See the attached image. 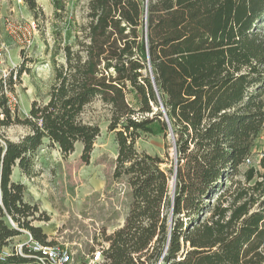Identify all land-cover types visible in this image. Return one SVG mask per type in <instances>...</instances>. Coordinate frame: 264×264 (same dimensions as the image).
Returning a JSON list of instances; mask_svg holds the SVG:
<instances>
[{"label": "trees", "instance_id": "1", "mask_svg": "<svg viewBox=\"0 0 264 264\" xmlns=\"http://www.w3.org/2000/svg\"><path fill=\"white\" fill-rule=\"evenodd\" d=\"M23 1L36 23L44 17L36 0ZM51 4L63 19L66 0ZM86 8L71 44L54 29L45 47V103L32 101L21 117L4 92L36 60L24 55L0 80V129L27 128L0 141V248L23 230L54 243L33 224L48 215L12 172L31 177L46 141L63 155L81 142L88 161L99 127L82 114L100 100L118 145L113 177L126 178L130 203L97 264H264V154L241 170L263 132L264 0H88ZM159 99L175 141L171 169L135 145L142 134L169 133ZM0 264L37 263L13 253Z\"/></svg>", "mask_w": 264, "mask_h": 264}, {"label": "rangeland", "instance_id": "2", "mask_svg": "<svg viewBox=\"0 0 264 264\" xmlns=\"http://www.w3.org/2000/svg\"><path fill=\"white\" fill-rule=\"evenodd\" d=\"M87 2L88 0H66L63 19H57L51 0H36L44 17L37 20L34 45L27 53L23 54L8 35L4 37L10 49V56L3 68L9 70V75L14 74L21 63H25L24 57L36 60L26 62L28 72H23L20 78L14 76L13 90L8 89L17 101L14 110L21 117L29 113L32 101H47L52 66L48 62L45 47L51 48L53 45V30L58 29L61 32L64 44H71L74 27L86 22ZM14 5H18L14 0H0V14L4 13L2 17L7 15ZM21 10L25 16H32L23 0ZM128 101L134 104L132 96H128ZM82 118L84 122L99 127V134L88 161L81 158V142H75L73 150L63 155L56 144L52 145L46 141L35 158L34 174L26 177L18 168H14L11 176L13 181L25 183L26 189L42 198L44 209L39 204L38 206L48 215L49 220L34 221L33 224L42 225L48 233H53L47 235L49 241H54L71 251L72 260L69 264H82L91 252L100 246H106L105 235L122 226L130 203L126 178L113 177L118 145L116 135L108 131L109 109L100 100H95L84 109ZM26 133L27 128L18 124L1 128L0 141L4 138L17 141ZM135 145L138 151L164 159L162 168H172L176 152L170 133L166 137L160 133L142 134ZM262 154L264 132L255 142L251 165L257 167V161ZM249 165L244 163L241 170ZM25 238H14L7 247L23 242Z\"/></svg>", "mask_w": 264, "mask_h": 264}, {"label": "built area", "instance_id": "3", "mask_svg": "<svg viewBox=\"0 0 264 264\" xmlns=\"http://www.w3.org/2000/svg\"><path fill=\"white\" fill-rule=\"evenodd\" d=\"M15 4L9 9V13L2 17L4 32L8 35L12 41L18 45L19 49L24 53L29 52L33 45L37 32V23L32 16H25L21 10L22 0H14ZM1 19V17H0ZM10 56V49L7 45L3 33L0 32V79L5 80L9 76V70L4 69V64ZM3 68V69H2ZM5 95L8 99V104L11 109H14L17 103L15 97L8 92V89L4 88ZM264 132V124H263ZM253 158L246 159V164H252ZM26 233V240L18 242L12 247L0 248V263H4L7 257L11 254H16L22 257L33 258L37 264H69L72 260L71 251L63 247L58 243H42L33 239L32 235L28 231ZM101 248H97L95 251L87 257V260L82 264H97L101 261Z\"/></svg>", "mask_w": 264, "mask_h": 264}, {"label": "crops", "instance_id": "4", "mask_svg": "<svg viewBox=\"0 0 264 264\" xmlns=\"http://www.w3.org/2000/svg\"><path fill=\"white\" fill-rule=\"evenodd\" d=\"M3 15H4V13H3V14H0V17H1V19H0V32L3 33V35H4V37H5V36H6V33L4 32L3 20H2V16H3ZM24 184H25V183H24ZM25 198H26V200H29L30 202H33V203H37V204H39L40 207L44 209L43 205L41 204V202H42V198H41L38 194H34L33 191H30L29 189H26ZM39 226L42 227L43 231H44L47 235H49V234H53V233H48V232L43 228L42 225H39ZM24 231H25V230H24ZM19 237H26V233L22 231V233H21L19 236L15 237V238H19ZM25 240H26V238H25ZM25 240H24V241H25Z\"/></svg>", "mask_w": 264, "mask_h": 264}, {"label": "water", "instance_id": "5", "mask_svg": "<svg viewBox=\"0 0 264 264\" xmlns=\"http://www.w3.org/2000/svg\"><path fill=\"white\" fill-rule=\"evenodd\" d=\"M146 1H147V0H146ZM159 103H160V107H161V109H162V111H163V114H164V116H165V118H166V121H167V124H168L169 133H170V135H171V137H172L173 147H174V152H176V149H175V141H174V137H173V132H172L171 126H170L169 121H168V119H167L166 112H165V110H164V108H163V105H162V102H161L160 99H159ZM174 185H175V174L173 175V178H172V187H173V188H174Z\"/></svg>", "mask_w": 264, "mask_h": 264}]
</instances>
